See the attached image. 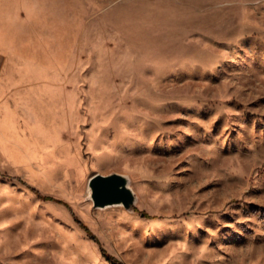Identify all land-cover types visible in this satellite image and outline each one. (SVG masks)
<instances>
[{
    "label": "rangeland",
    "instance_id": "1",
    "mask_svg": "<svg viewBox=\"0 0 264 264\" xmlns=\"http://www.w3.org/2000/svg\"><path fill=\"white\" fill-rule=\"evenodd\" d=\"M58 4L31 26L63 82L0 144V264H264V0Z\"/></svg>",
    "mask_w": 264,
    "mask_h": 264
},
{
    "label": "crops",
    "instance_id": "2",
    "mask_svg": "<svg viewBox=\"0 0 264 264\" xmlns=\"http://www.w3.org/2000/svg\"><path fill=\"white\" fill-rule=\"evenodd\" d=\"M58 3L0 0V144L23 122H37L38 99L48 101L55 80L63 82V58H55L48 37L31 26V18L53 16Z\"/></svg>",
    "mask_w": 264,
    "mask_h": 264
},
{
    "label": "water",
    "instance_id": "3",
    "mask_svg": "<svg viewBox=\"0 0 264 264\" xmlns=\"http://www.w3.org/2000/svg\"><path fill=\"white\" fill-rule=\"evenodd\" d=\"M92 197L97 206H106L115 203L128 204L133 200L134 192L127 186L124 175L96 173L90 178Z\"/></svg>",
    "mask_w": 264,
    "mask_h": 264
},
{
    "label": "trees",
    "instance_id": "4",
    "mask_svg": "<svg viewBox=\"0 0 264 264\" xmlns=\"http://www.w3.org/2000/svg\"><path fill=\"white\" fill-rule=\"evenodd\" d=\"M35 192L39 193V195L43 198V199H46V200H55L56 198L52 197V196H45V195H42L41 192L36 189V188H32ZM57 201H60L61 200H57ZM78 222L80 223V225L85 228L87 231H89V227L84 224L80 219H78ZM104 251V254L106 255V257L108 258V260H110L111 262H113L114 264H127L123 261H121L120 259H118L116 256L114 255H111L109 254L106 250H103Z\"/></svg>",
    "mask_w": 264,
    "mask_h": 264
},
{
    "label": "bare ground",
    "instance_id": "5",
    "mask_svg": "<svg viewBox=\"0 0 264 264\" xmlns=\"http://www.w3.org/2000/svg\"><path fill=\"white\" fill-rule=\"evenodd\" d=\"M90 193L92 194L93 193V189L92 188H90ZM119 204V203H118Z\"/></svg>",
    "mask_w": 264,
    "mask_h": 264
}]
</instances>
